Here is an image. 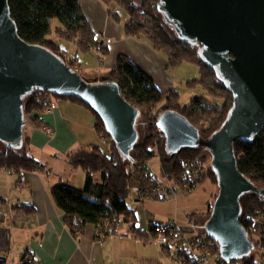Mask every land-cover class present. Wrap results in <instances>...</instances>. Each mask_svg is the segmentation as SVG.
<instances>
[{
  "label": "trees",
  "instance_id": "obj_1",
  "mask_svg": "<svg viewBox=\"0 0 264 264\" xmlns=\"http://www.w3.org/2000/svg\"><path fill=\"white\" fill-rule=\"evenodd\" d=\"M7 1L11 19L16 24L20 38L27 44L49 50L70 69L75 70L76 59L68 60L60 46L51 41L49 36L54 35L58 40L74 44L79 53H90L97 43L96 33L77 0ZM99 1L108 8V16L117 23H120V18L110 10V6L115 5L125 11L129 19L123 26L124 35L149 42L153 50L166 58L169 69L179 68L182 64L197 67L199 79L187 82L186 86L191 90L200 86L209 96V99L195 98L183 107L179 104L178 93L174 90L160 92L153 79L128 56L117 55L114 67L101 80L117 85L124 100L138 110L136 129L139 137L129 157L121 156L104 130L101 119L79 98L58 97L39 90L23 99L25 118L35 115L31 122L37 130L44 126L37 115L48 111L52 99L77 104L87 109L95 119L94 130L102 143L68 157L69 165L80 169L85 175L83 189L58 184L52 187L50 195L63 215L65 228L75 240L85 232L86 226L92 225L96 230L94 241L104 242L117 235L123 225L128 227L132 235L138 236L134 226V209L127 205V200L135 183L146 194L160 186L156 176L147 168L154 157H159L161 172L173 182L175 188H181L187 181H192L194 188L205 181H211L217 190L215 174L210 168L209 153L201 147L182 149L175 155L168 153L164 135L156 124L164 112H175L185 118L198 131L199 136L206 140L226 120L233 105V96L219 80L217 73L201 59L199 46L174 37L170 28L165 26L164 19L162 21L157 12L158 0ZM53 21L59 22L60 27L53 29ZM101 52V58L109 54L106 48ZM217 101L221 103H214ZM29 143V133L25 132L21 148L0 149V169L13 171L16 175L44 170L45 166L29 154ZM233 146L239 172L253 185L264 189V131L251 143L241 141L235 142ZM96 176L99 177L98 182L95 181ZM184 191L188 193L189 189ZM217 193L216 191L208 205V217ZM239 202V222L249 235L254 250L246 258L236 262L264 264V201L254 193L244 194ZM256 223L259 226L255 232ZM151 232L153 233V228ZM205 235L202 229L198 237ZM32 262L34 264L33 260ZM216 264L226 262L218 259Z\"/></svg>",
  "mask_w": 264,
  "mask_h": 264
},
{
  "label": "water",
  "instance_id": "obj_2",
  "mask_svg": "<svg viewBox=\"0 0 264 264\" xmlns=\"http://www.w3.org/2000/svg\"><path fill=\"white\" fill-rule=\"evenodd\" d=\"M156 6L180 40L199 46L201 59L232 93L226 120L206 140L175 112H164L156 127L170 154L197 147L209 153L218 193L204 233L220 244L226 263L246 258L254 246L239 222V201L254 193L264 201V189L239 172L233 144L251 143L264 131V0H158ZM39 90L79 98L101 119L121 156H130L139 137L138 110L117 85L107 80L86 83L49 50L25 43L8 1L0 0V143L5 148L23 146V99Z\"/></svg>",
  "mask_w": 264,
  "mask_h": 264
},
{
  "label": "crops",
  "instance_id": "obj_3",
  "mask_svg": "<svg viewBox=\"0 0 264 264\" xmlns=\"http://www.w3.org/2000/svg\"><path fill=\"white\" fill-rule=\"evenodd\" d=\"M77 1L96 33V41L103 42L104 39L111 41L105 47L109 54L101 58V61L94 51L79 53L74 44L71 55L63 51L68 60L76 59L75 70L78 73L81 69L109 72L115 65L117 55H123L128 56L150 76L160 92L167 93L172 90L176 92L173 74L180 67L169 69L166 58L153 50L149 42L126 37L123 26L108 16V8L99 0ZM51 103L55 105V109L48 108V111L37 116L42 125L53 130V136L48 137L37 129L29 128L27 131L30 138L29 152L31 150L37 152L38 156H33L45 166L44 170L23 172L19 176L0 169V213L7 214L6 218L0 219V261H3V264H20L22 258L28 256L34 264H115L112 263L114 260L117 264L131 262L162 264L159 259L164 258L160 256V251L151 248L152 243L158 246V241L151 232L150 220L163 222L167 217V220L172 219L171 214L158 216L151 203L146 201L144 204L138 203L134 193L130 194L131 200H127V205L134 209L136 217L134 226L138 236L132 235L128 227L123 225L117 235L104 242H97L94 241L96 230L94 226L89 225L79 239L75 240L65 228L63 215L51 199V189L62 182L70 184L74 179L76 181L70 187L83 189L85 175L80 169L69 165L68 157L90 146L100 145L101 141L94 130L95 119L87 109L66 100L52 99ZM156 158L161 167L159 157ZM148 168L152 172L149 164ZM152 174L155 175L153 172ZM98 178L95 177L96 182ZM204 183L213 186L211 181H205L200 185ZM214 194L215 192L208 194L206 200L201 202L196 210L191 207L188 198L181 199L180 207L178 194L175 200H171L178 206L175 205L172 216L176 217L177 213H180V208L185 214L192 209L190 221H193V226L189 227H193L196 233H199L209 218L208 205ZM150 248L153 253L156 252V260L148 258Z\"/></svg>",
  "mask_w": 264,
  "mask_h": 264
},
{
  "label": "rangeland",
  "instance_id": "obj_4",
  "mask_svg": "<svg viewBox=\"0 0 264 264\" xmlns=\"http://www.w3.org/2000/svg\"><path fill=\"white\" fill-rule=\"evenodd\" d=\"M104 7L106 8V6H104ZM110 10L112 12H115L118 15V18H120V25L124 26L125 23L129 19V18H127L126 12L123 11L121 8L116 7L115 5L110 6ZM159 17H161V19L163 21L164 17L161 14H159ZM165 26L170 28L174 37H177L172 27L168 26L166 23H165ZM58 27H60L59 22L53 21L52 22V28L56 29ZM49 39L51 41L57 43L58 44L57 46L58 47L60 46L62 51L68 53L69 55L72 54V51L74 48V45L72 43L68 44V43H66L60 39L58 40L54 35L49 36ZM93 57H94V55L92 56V58ZM93 60H94V58H93ZM94 63H96L95 60H94ZM182 65L183 66L180 67L177 71H175L176 73L173 74L176 93H179V104L184 107V106L189 105L191 100H193L195 98L209 99L208 93L205 92L200 86L195 87L193 90L188 89L186 86L187 82H192L194 80L199 79V70L197 69V67H195L194 65L191 66L188 64H182ZM107 75H108L107 70L101 71L98 69H94V71L92 72V71H87V70L81 69L79 71V76H81L82 81H84L86 83H94V81H96V80L104 79ZM214 103H221V102L217 101ZM29 128H30V126L26 127L24 129L23 133L25 134V132H27L29 130ZM4 148H5V146L0 143V149L3 150ZM29 153H30V155L32 154L34 156H38L37 152L33 151V150H31ZM149 167L152 170V172L156 175L159 183H161L163 186L167 185V186L175 188L173 182H171L166 176H164L163 172H161V167H160L159 161L156 157H154L152 160H150ZM75 181H76V179L72 180V182H70V184H67V185H69V186L74 185ZM61 184L65 185L66 183L62 182ZM76 186H74V187H76ZM175 190H177V193L179 194L178 199H179L180 207L182 206V204H180L181 199L188 198L189 204L191 205V207H193L194 210H196L200 207L201 202L206 200L208 194H210L211 192L216 193V191H217L216 188L213 187L210 183H204L203 185H200L199 187H197L194 191H191V192L189 191L188 193L180 192L179 187H176ZM128 199H129V201L131 200V195L129 196ZM144 201L151 203V205L154 207V211H156L158 213V216H159V214L166 215L167 213H170L172 220H174L177 223V225H179V226L189 227L193 224V221H190L191 220L190 214H191V211H193L192 209H191V211H189L188 213L185 214V213H183V210H181V208H180V213H177V215L175 217V216H172V211L175 210V205L177 206L176 202H172L169 200H166V201L144 200ZM146 202H143V204ZM167 219H168V217H167ZM167 219L163 222H166ZM258 226H259V223H256L255 232L258 231ZM256 236H257V234H255V238H256ZM156 241H158V239ZM157 244H158V242H157ZM151 248L159 250V245L156 246L154 243H152ZM151 248L149 249L150 253L148 255V258H150V259L153 258L156 260V252L153 253V250ZM159 260L161 261L162 264H172L170 262V260L167 258L159 259ZM112 263L117 264V262L115 260ZM214 263H215V258H209L208 264H214ZM108 264H110V263H108ZM129 264H138V263L131 262Z\"/></svg>",
  "mask_w": 264,
  "mask_h": 264
},
{
  "label": "built area",
  "instance_id": "obj_5",
  "mask_svg": "<svg viewBox=\"0 0 264 264\" xmlns=\"http://www.w3.org/2000/svg\"><path fill=\"white\" fill-rule=\"evenodd\" d=\"M97 37V36H96ZM111 43L109 39H104L103 42L99 41L93 47L92 52L98 54L101 61V55L106 46ZM49 109H55V105L51 103ZM32 116L25 118V128L29 127L34 130L35 126L31 122ZM40 131L52 137L54 132L47 126H42ZM148 168V166H147ZM149 169V168H148ZM14 173L13 171H10ZM22 172L19 174V176ZM193 182H185L180 189V192H186L184 190H193ZM131 193H134L137 197L138 203H143L144 200H175L178 196L177 190L170 186H163L160 184L158 188L151 190L149 193H144L139 184H134L131 188ZM7 214L0 213V219L6 218ZM153 228V234L158 239V245L160 250V256L167 258L173 264H208L209 258H215V264L222 253V247L220 244L208 236L198 237L199 233L193 227L183 228L176 224L174 220H167L166 222H159L150 220ZM235 261H230L226 264H238ZM32 260L28 257H24L20 264H32Z\"/></svg>",
  "mask_w": 264,
  "mask_h": 264
}]
</instances>
